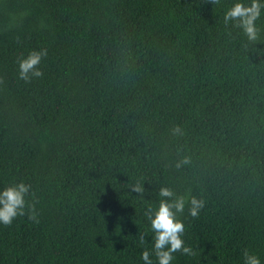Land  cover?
<instances>
[{
  "label": "trees",
  "instance_id": "obj_1",
  "mask_svg": "<svg viewBox=\"0 0 264 264\" xmlns=\"http://www.w3.org/2000/svg\"><path fill=\"white\" fill-rule=\"evenodd\" d=\"M235 2L0 0V188L31 186L0 264H159L149 214L180 196L171 264H264V6L249 40Z\"/></svg>",
  "mask_w": 264,
  "mask_h": 264
},
{
  "label": "clouds",
  "instance_id": "obj_2",
  "mask_svg": "<svg viewBox=\"0 0 264 264\" xmlns=\"http://www.w3.org/2000/svg\"><path fill=\"white\" fill-rule=\"evenodd\" d=\"M264 0H252L251 4H245L243 0L236 2L225 12V22L237 20L243 28L249 40L257 38L259 29L256 21L260 16ZM47 56V49L33 50L27 56L19 60V76L21 79L30 80L32 77L43 75L40 65L42 59ZM31 186L23 181L12 183L0 188V225H9L18 215H23L26 206V196L30 194ZM136 191L142 189L137 186ZM173 191L167 187L160 189L161 197H172ZM190 214L196 217L204 207V201L191 197ZM185 198L177 197L175 200H161L154 214H149L151 228L155 233L154 249L159 264H171L173 253L183 251L190 253L191 249L184 245L182 233L185 230L184 223L176 217L175 212L183 211ZM175 209V212L173 211ZM167 246V247H165ZM142 258L151 264L149 253L144 251ZM243 264H261L260 259L254 253H243Z\"/></svg>",
  "mask_w": 264,
  "mask_h": 264
}]
</instances>
